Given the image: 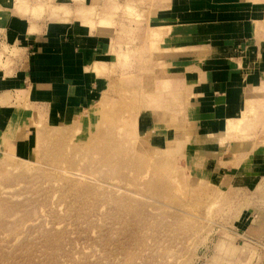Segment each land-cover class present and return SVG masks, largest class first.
I'll return each mask as SVG.
<instances>
[{
  "label": "rangeland",
  "instance_id": "1",
  "mask_svg": "<svg viewBox=\"0 0 264 264\" xmlns=\"http://www.w3.org/2000/svg\"><path fill=\"white\" fill-rule=\"evenodd\" d=\"M149 38L135 42L137 70L69 119L29 122L9 103L0 264H264V135L200 131L198 90L173 87L161 27ZM26 122L29 141L14 134Z\"/></svg>",
  "mask_w": 264,
  "mask_h": 264
},
{
  "label": "crops",
  "instance_id": "2",
  "mask_svg": "<svg viewBox=\"0 0 264 264\" xmlns=\"http://www.w3.org/2000/svg\"><path fill=\"white\" fill-rule=\"evenodd\" d=\"M157 27L173 87L198 90L190 103L200 131L263 136L264 0H0V135L10 102L20 99L29 122L57 123L100 100L112 76L137 70L135 42ZM235 120L247 129L231 132ZM27 126L14 134L30 139Z\"/></svg>",
  "mask_w": 264,
  "mask_h": 264
}]
</instances>
